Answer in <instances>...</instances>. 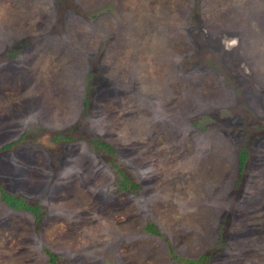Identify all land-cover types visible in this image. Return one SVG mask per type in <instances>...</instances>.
<instances>
[{"label":"rangeland","instance_id":"374dc122","mask_svg":"<svg viewBox=\"0 0 264 264\" xmlns=\"http://www.w3.org/2000/svg\"><path fill=\"white\" fill-rule=\"evenodd\" d=\"M15 139L0 264H264V0H0Z\"/></svg>","mask_w":264,"mask_h":264},{"label":"trees","instance_id":"16d2710c","mask_svg":"<svg viewBox=\"0 0 264 264\" xmlns=\"http://www.w3.org/2000/svg\"><path fill=\"white\" fill-rule=\"evenodd\" d=\"M83 104L84 105L86 104L85 100L83 101ZM19 142H20V139H15V140L8 141L7 143H5L3 145H0V150L6 149V148H11V147L17 145ZM91 142L94 144V147H108V148H110V145L108 143H106V142H104V141H102L100 139H97L95 141L91 140ZM246 156H247L246 148L242 146L240 148L238 154H237L238 177L240 176L239 172H241V170H242V167L244 165ZM114 166L115 165L113 164V167ZM117 171L119 173H121V170H117ZM121 176L123 177L122 180H121V186H122V188L126 189L127 188V183H126L127 177L124 175V173ZM0 200L2 202H4L6 205H8L9 207H11V208L30 211L31 213H33L34 220L36 222L38 221L37 219L40 216L39 206L36 205V204H29L22 197L5 191L2 188V184L1 183H0ZM147 228H148V230L153 232L152 228H150V227H147ZM47 254H48V257H49V261L52 264H55V260H54L53 254L50 253L49 251H47ZM189 262H190V264H197L198 261H189Z\"/></svg>","mask_w":264,"mask_h":264}]
</instances>
